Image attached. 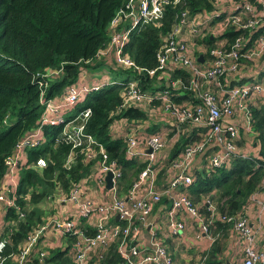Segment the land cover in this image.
I'll return each mask as SVG.
<instances>
[{"label":"trees","instance_id":"16d2710c","mask_svg":"<svg viewBox=\"0 0 264 264\" xmlns=\"http://www.w3.org/2000/svg\"><path fill=\"white\" fill-rule=\"evenodd\" d=\"M249 1L256 6V1ZM121 4L122 0H0V184L6 172L5 160L15 145L33 130L38 133L37 143L23 149L25 165L17 170L14 206L0 209L3 222L0 237L5 239L1 252L5 258L4 264H16L12 256L16 255L28 234L45 221L47 212L39 203L54 195L66 194L73 184L97 173L96 161L99 157L84 162L78 148L72 150L74 156L70 167H64L71 144L62 134L63 126L77 118L84 109L89 110L84 119V133L104 148L108 159L113 160L121 172L116 184L119 196L128 192L144 163L125 155L124 141L111 133L113 122L122 120L127 126H141L146 134L156 133L159 128H171L167 137L174 135V142L165 146L169 160L178 156L186 144L198 140V136L206 132V127H196L187 122L177 132L171 123L167 126L156 124L154 114L156 116L159 110V101L155 97L152 99L154 107L149 106V109L136 104L121 107V89L129 80H135L140 91L149 94L165 88L164 80L156 75L150 77L145 73L120 70L106 59H97L96 54L109 40V23ZM215 9V0H183L174 5L166 4L162 18L133 32L124 45V51L139 67L153 68L160 39L170 30L179 11L208 15ZM262 31L264 24L243 32L227 27L197 41L211 45L217 39H226L228 44L242 34L248 45ZM241 61L248 67H254L251 78L238 75L236 78H221V82L234 86L255 78L264 83V55L255 66L246 58ZM197 62L203 64L202 61ZM169 75L180 81L175 87L169 86L167 89L171 102L199 104L195 91L190 87V73L186 68L175 67L169 71ZM87 79L91 84L104 80H114L117 84H107L96 91L85 92L62 115V123L41 121L44 111L41 99H56L63 95L67 87L78 83L88 84ZM209 88H214L212 82ZM253 104L249 106V130L245 131L238 125L237 144L246 146L248 153L245 150L238 152L222 166L207 168V150L210 147L207 145L202 153L197 154L202 158L201 169L188 166L186 173L191 176V183L180 190L188 195L191 203L205 207L207 198L220 212L226 213L221 215L237 214L249 201V196L260 187L264 170V104ZM37 158L44 159V167L26 168ZM168 161L164 163L165 166L162 164L161 171L158 169L159 178L171 166ZM158 203L167 201L162 198L155 204ZM223 224L214 220L211 227L216 226L223 232L227 227ZM116 242L112 240L107 244L98 264L124 263ZM38 243L37 240L30 255ZM68 247L50 250L43 246L36 252H44V264H73L67 254ZM220 248L219 240L213 242L206 253L205 263L219 264L218 260L215 262V253ZM28 260L27 264H37V259L32 255L28 256Z\"/></svg>","mask_w":264,"mask_h":264},{"label":"built area","instance_id":"2783aa9c","mask_svg":"<svg viewBox=\"0 0 264 264\" xmlns=\"http://www.w3.org/2000/svg\"><path fill=\"white\" fill-rule=\"evenodd\" d=\"M183 0H122V4L111 19L108 27L109 40L104 48L96 54L97 59H106L114 68L130 70L136 74L145 73L156 75L165 82V88L153 94L140 91L135 80H129L121 89L122 104H136L149 109L148 103L155 97L159 101L157 120L172 123L178 131L181 125H204L206 132L201 138L185 145L179 155V162L175 167L179 172L171 177L168 184L171 196V211L167 214V225L171 234L177 235L178 229L183 228V222L178 220L173 212L184 210L201 221L188 195L180 188L191 183V176L186 170L191 160L214 142L217 149L208 157L207 168L222 166L229 158L239 154L237 114H242L240 125L245 131L249 130V106L260 102L264 104V83L255 78L251 82H241L234 86H227L221 78L245 75L251 78L254 67H248L241 61L246 58L255 66L264 55V31L258 33L248 45L242 34L234 37L228 44L226 39H217L211 45L199 43L197 40L209 34L211 36L223 28L246 31L254 30L264 24V0L256 1V6L249 0H215L216 9L208 14H189L184 10L174 16V23L170 30L162 36L155 51V66L147 69L139 67L124 51L128 37L144 25L156 23L162 18L166 4H178ZM213 21V22H212ZM202 56L199 64L197 57ZM204 57V58H203ZM109 59L111 61H109ZM175 67H183L190 73L191 89L199 104L189 105L182 102L175 104L170 101L168 87H175L180 82L173 79L169 71ZM210 82L213 89L209 88ZM107 84H117L114 80H104L97 84L78 83L67 87L63 95L52 100H42L44 111L41 116L43 123H62V115L81 99L85 92L98 90ZM154 107V106H151ZM64 110V111H63ZM89 110L86 108L63 126L62 134L71 144V150L66 157L64 167L69 168L73 161V149L78 148L84 162L99 157L96 161L97 173L84 178L80 184L75 183L66 194H57L58 202L70 203L74 212L69 216L60 215L48 217L41 225L28 234L25 242L20 246L16 255L12 256L16 264H27L28 256L38 238L46 231L56 232L72 238L68 247V256L73 264H98L103 257L104 248L112 240H116L118 253L124 258L123 264H173L167 246L159 239L151 242L150 249L136 245L138 227L146 224L147 216L153 205L160 200L162 194L155 188V172L153 165L156 153L162 147V139L166 131L146 134L138 126H126L125 130L113 134L122 138L125 143L127 157L141 159L144 166L132 182L124 196L117 194V181L121 176L120 170L113 160H109L104 148L90 135L84 133V119ZM239 120V119H238ZM117 120L114 123H121ZM113 124V123H112ZM142 128V127H141ZM38 133L33 130L25 135L6 158V172L0 184V204L14 206V188L17 182V170L25 165L23 149L37 143ZM244 148V147H243ZM149 149V152L146 150ZM45 166L43 158H37L26 168H42ZM111 173V188L104 191V176ZM89 182L109 195L95 201L85 194ZM144 193L137 195V188L145 184ZM178 190V191H177ZM260 192L264 193V170L260 183ZM254 193V192H253ZM255 204L264 207V200L259 201L251 197ZM207 208L214 210V205L208 199ZM221 220L229 223L233 232L247 242L244 249V259L241 264H264V253L252 248L253 240L250 228L243 217L220 215ZM115 221H114V220ZM211 219L202 223V232L207 233ZM5 246V239L0 237V264L5 258L1 252ZM37 264H44V252L38 251Z\"/></svg>","mask_w":264,"mask_h":264},{"label":"crops","instance_id":"0c3cea01","mask_svg":"<svg viewBox=\"0 0 264 264\" xmlns=\"http://www.w3.org/2000/svg\"><path fill=\"white\" fill-rule=\"evenodd\" d=\"M88 80V79H87ZM133 80V79H132ZM90 83V81L88 80ZM148 106H153L152 102L148 103ZM158 113V112H157ZM237 125L241 123L242 114H237ZM155 123L160 126H167L168 123L163 121H158L157 114H154ZM239 119V120H238ZM122 121V120H121ZM171 123V122H170ZM117 126V132H119V127L121 130H125L124 122L111 124V133L114 136L113 132L115 126ZM172 124V123H171ZM173 125V124H172ZM196 127H205L204 125H193ZM182 125L178 130H180ZM139 129H142L141 126H138ZM176 129V128H175ZM159 131H167L165 137L162 139V147L156 153L155 160L153 161V165L158 167L156 168V176H155V188L158 192H160L161 197L165 198L167 203H158L154 204L151 212L147 216L146 224L138 227V233L136 235L135 243L139 247H146L150 249L151 242H154L155 239H159L162 244L167 246V250L172 259L173 264H207L205 263L206 253L210 250L211 244L216 240L220 241L221 248L218 250V253H215V262L218 260L219 264H241L244 259V249L247 246V242L240 238L235 232H233L231 225L220 219L221 214H226L225 212H220L214 205V210L211 211L207 208V205L204 203L205 207L200 206V204H193L196 209L197 214L199 215L201 221L194 218L184 210H177L173 212V215L180 221L183 222V228L178 229V234H171V230L167 225V214L171 211V196L169 194L170 190H168V184L170 182L171 177H173L180 170L175 167V164L179 162V154L175 158L169 160L168 153L166 152L165 146L174 142V135L170 138L167 137L170 129L159 128ZM201 136H198L200 139ZM210 146L208 148V156L207 158L216 150L213 146L217 147L214 142L207 143L206 146ZM239 145V144H238ZM246 147V146H245ZM243 148V145H239V151L249 152L248 148ZM203 152V151H202ZM200 152V153H202ZM252 152V151H250ZM197 157V158H196ZM137 159V158H136ZM201 156H195L189 165L195 166L197 169H201L203 165H201ZM142 162L141 159H137ZM169 160V161H168ZM170 162L171 166H169L162 177H158L157 172L162 170V164ZM144 163V162H142ZM145 164V163H144ZM158 164V165H157ZM201 165V166H200ZM165 166V165H164ZM168 166V165H167ZM87 177V176H86ZM84 177V178H86ZM83 178V179H84ZM82 179V180H83ZM134 181V180H133ZM132 181V182H133ZM80 184V183H79ZM132 184V183H131ZM145 184L139 186L136 190V194L144 193ZM105 188V185H104ZM108 189L105 188L104 191ZM101 189L98 190L96 186H93L91 182H89V186L85 191V194L89 197H92L95 201H100L103 196H108V192H104ZM178 191V190H177ZM59 195V194H58ZM255 196L259 201L264 200V193L260 192V187L254 191L249 196V201L242 207L241 211L237 214H229L228 216H233L236 218L243 217L246 219V223L250 228L253 240L251 242L252 248L260 253H264V207L261 204H255L251 197ZM170 197V198H169ZM57 195H54L52 198H47L45 201L39 203L40 207L46 210V215L44 219L46 220L48 217H54L58 213L60 215L69 216L74 212V207L70 203H57ZM207 198H205V201ZM4 204H0V209L3 210ZM0 210V215H1ZM63 212V213H61ZM211 219L218 220L221 223L227 225L226 229L222 232L221 229H217L216 226L211 227V223L209 224V230L207 233L202 232L201 226L202 223ZM0 224L3 225L2 218H0ZM223 224V225H224ZM72 240V238H71ZM70 241H68V236L58 235L56 232L46 230L38 239V244L32 251V258H36L37 249L40 250L41 247L45 246L48 249H65L69 246ZM68 252V250H67ZM66 255V253H65ZM37 262V261H36Z\"/></svg>","mask_w":264,"mask_h":264},{"label":"water","instance_id":"95a60500","mask_svg":"<svg viewBox=\"0 0 264 264\" xmlns=\"http://www.w3.org/2000/svg\"><path fill=\"white\" fill-rule=\"evenodd\" d=\"M197 60H198L199 62L202 61V57H201V55H199V56L197 57ZM146 152H149V149H147ZM104 181H105V188L110 189V188H111V173H110V172H107V173H106V175L104 176Z\"/></svg>","mask_w":264,"mask_h":264},{"label":"rangeland","instance_id":"374dc122","mask_svg":"<svg viewBox=\"0 0 264 264\" xmlns=\"http://www.w3.org/2000/svg\"><path fill=\"white\" fill-rule=\"evenodd\" d=\"M63 111H64V110H63ZM57 203H59L58 200H57ZM61 213H63V212H61ZM1 229H2V224H0V231H1Z\"/></svg>","mask_w":264,"mask_h":264}]
</instances>
